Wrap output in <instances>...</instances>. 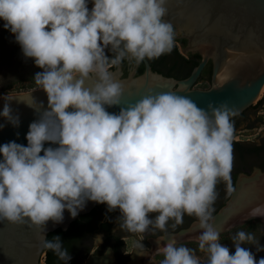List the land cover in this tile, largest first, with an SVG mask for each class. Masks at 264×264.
Instances as JSON below:
<instances>
[{
    "label": "clouds",
    "instance_id": "9594fccd",
    "mask_svg": "<svg viewBox=\"0 0 264 264\" xmlns=\"http://www.w3.org/2000/svg\"><path fill=\"white\" fill-rule=\"evenodd\" d=\"M166 15V0H0V20L41 69L33 78L47 95L46 109L28 104L40 115L27 146H0V222L45 232L47 222L62 223L65 211L74 219L91 201L119 211L122 231L167 234L170 221L175 227L187 215L202 229L207 264H264L244 246L256 242L253 234L237 232L233 252L210 222L217 183L232 170L234 111L202 109L172 91L121 106L125 89L111 69L170 52L175 31ZM0 116L19 125L7 102ZM160 240V264H201L196 250ZM44 247L69 264L59 236Z\"/></svg>",
    "mask_w": 264,
    "mask_h": 264
},
{
    "label": "water",
    "instance_id": "95a60500",
    "mask_svg": "<svg viewBox=\"0 0 264 264\" xmlns=\"http://www.w3.org/2000/svg\"><path fill=\"white\" fill-rule=\"evenodd\" d=\"M166 8L164 19L176 27L177 36L188 40L185 49L178 44L180 54L188 57L190 53H198L201 60L182 80L154 72L147 59L128 68L127 75L122 64L112 68L114 77L125 89L121 106L135 103L150 91H172L189 96L206 110L210 104H227L234 111L231 120L243 114L259 98L264 87V0H166ZM210 61L213 64L211 82L199 81ZM141 64L145 69L138 75ZM5 102L10 104L13 116L19 118V125L14 126L0 116V146L11 141L27 146L29 125L40 115L34 108H40L42 103L46 109L47 95L37 89L4 96L0 98V111ZM107 110L118 113L120 106ZM256 172L264 174L255 168L252 175ZM241 176L251 177L242 173L238 180ZM238 180L229 200L212 217L211 223L219 221L234 201ZM96 205L87 202L85 209L74 219L65 211L63 222H47L45 232L30 222H0V264H43L44 240L48 234L58 229L67 231L73 222ZM234 220L227 223L222 232ZM194 225H198V221Z\"/></svg>",
    "mask_w": 264,
    "mask_h": 264
},
{
    "label": "rangeland",
    "instance_id": "374dc122",
    "mask_svg": "<svg viewBox=\"0 0 264 264\" xmlns=\"http://www.w3.org/2000/svg\"><path fill=\"white\" fill-rule=\"evenodd\" d=\"M3 25L4 21L0 20V98L11 94L40 89L35 84L33 77L41 69L35 66L34 60L24 57L20 45L15 40V36L9 30H6ZM232 120L233 125H237V129L233 133L232 142L239 141L256 144L261 142V139L264 137V87L255 103L243 114ZM252 172L249 175L251 178L255 175H252ZM251 178L249 177L246 180ZM241 215L236 217L226 231L220 233L221 243L228 246L234 252L232 237L239 231L251 233L255 236L256 242L244 246L250 247L251 251L256 255L257 260H259L261 257H264V251H256L258 247L264 246V202H260V208L257 212L241 213ZM118 217L119 215L114 216V224L116 225L118 224ZM201 232L202 229L199 228L198 224L190 227L187 232L169 239H175L178 245H184L196 250V255L200 257L201 264H207V254L201 253L198 249V238ZM158 240L157 242L160 244L165 243L162 240ZM100 243L101 238L99 236L94 237V244L99 245ZM155 243L156 241L152 243V248L151 246L147 247V245H144L141 240V233H135L134 237L127 239V251L132 256L130 259H127L128 264H134L141 254L146 252L149 255L145 260L149 261V264H160L163 255L160 250L154 248ZM101 258H103V264H114L109 251ZM92 260H94L93 257H86L79 264L91 263ZM42 261L45 264V254H43Z\"/></svg>",
    "mask_w": 264,
    "mask_h": 264
},
{
    "label": "trees",
    "instance_id": "16d2710c",
    "mask_svg": "<svg viewBox=\"0 0 264 264\" xmlns=\"http://www.w3.org/2000/svg\"><path fill=\"white\" fill-rule=\"evenodd\" d=\"M182 43H185V40H181ZM108 55L111 57L113 53L108 52ZM201 60L200 55H190L188 58L183 57L177 45H173L170 52H166L161 55L159 58L149 61L154 72L163 74L166 77L174 76L177 79H183L190 75L194 67H196ZM125 75H127V62L124 60L122 63ZM115 68V67H113ZM144 65L142 64L139 68L138 75H141L144 72ZM211 69H205L203 72L201 80H206L211 82ZM233 121V120H231ZM234 131L237 129V125H233ZM232 170L230 176L227 179H223L217 183L216 191L219 194H224L221 196L219 206H212V217L215 216L218 211L226 204L231 196V192L235 188V181L238 174L244 173L250 175L251 172L258 168L264 172V137L261 139L259 144L256 143H244L239 141L232 142ZM228 189V192H227ZM108 210V209H107ZM107 210L105 212H107ZM104 212V213H105ZM83 216L82 218H84ZM80 221H75L72 224V227L67 231L58 229L52 233L48 234L47 240H52L53 237L59 236L62 239L63 248L67 249L71 259L69 264H76L78 259H83L84 256H75L73 252L72 245V231L76 228ZM45 254V264H65L64 261L60 260L59 257L55 254L54 251L49 250L44 247Z\"/></svg>",
    "mask_w": 264,
    "mask_h": 264
},
{
    "label": "flooded vegetation",
    "instance_id": "af4514ba",
    "mask_svg": "<svg viewBox=\"0 0 264 264\" xmlns=\"http://www.w3.org/2000/svg\"><path fill=\"white\" fill-rule=\"evenodd\" d=\"M173 28H174V31H176V27L173 26ZM181 40H185V43H182ZM174 44L177 46L178 44H180L185 49L188 46V40L184 37L177 36L175 34ZM196 54L198 53H190L189 56L196 55ZM188 57H185V58H188ZM126 62H127V69L135 64V61H128L127 59H126ZM212 68H213V64H212V61H210L207 64L205 69H211V75H212ZM170 78H175V77L171 76ZM177 80H182V79H177ZM240 174H238V176ZM238 176L235 181V186L238 180ZM227 192H228V189H227ZM223 195L224 194L218 193L217 199L215 203L213 204V206L215 207L219 206L220 204L219 198ZM106 210H107V205L97 204L89 213L82 215L80 219L76 220L80 222L76 226V228L72 231V234H73L72 235V245H73L74 255L75 256L83 255L84 258L86 257L96 258V257H104L105 253L109 251L112 255L114 264H128L127 259H130L132 256H131V253L127 251L126 240L134 237L135 233H129L126 231H122L119 229L118 224L117 225L114 224V216L120 215L119 211H115L113 213V212H109L108 210L107 212H105ZM83 216L85 217L82 218ZM195 222H197L195 217H189L185 215L183 217L182 223L176 224L175 227L172 226L175 223L174 221L169 222L167 234L162 233L159 230L153 231L150 228L149 231L145 233H141L142 243L144 245H147V247L151 246L152 248L153 241L160 239L161 236L167 235L168 238L175 236L183 231H187ZM72 224L70 228L72 227ZM96 236H99L101 238V243L99 245L94 244V237ZM84 258L81 260L83 261ZM81 260L78 259L76 264H79L80 262H82Z\"/></svg>",
    "mask_w": 264,
    "mask_h": 264
},
{
    "label": "bare ground",
    "instance_id": "6f19581e",
    "mask_svg": "<svg viewBox=\"0 0 264 264\" xmlns=\"http://www.w3.org/2000/svg\"><path fill=\"white\" fill-rule=\"evenodd\" d=\"M246 179H248V177L241 176L239 178L234 201L229 206V208L225 210L223 214L224 216L219 221L212 222L220 233L224 230L225 225L230 221H232V219H236V217H239L241 213L243 214L245 212L246 213L257 212L258 209L260 208V202H264V174H260L256 172L251 179L249 180ZM155 241L156 243L154 244V248L156 250H160L163 246H165L162 243L161 244L158 243L157 240ZM148 255L149 253L147 252L141 254V256L136 260L134 264H149L150 262L145 260V258ZM93 259L94 260H92L91 263H87V264H103L102 261L103 258L96 257Z\"/></svg>",
    "mask_w": 264,
    "mask_h": 264
}]
</instances>
